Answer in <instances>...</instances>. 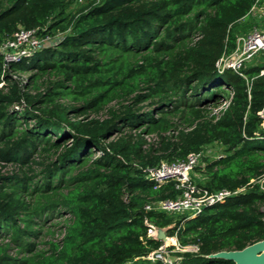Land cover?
<instances>
[{
    "label": "trees",
    "instance_id": "16d2710c",
    "mask_svg": "<svg viewBox=\"0 0 264 264\" xmlns=\"http://www.w3.org/2000/svg\"><path fill=\"white\" fill-rule=\"evenodd\" d=\"M74 1L0 0V43L63 35L0 56V264H166L146 257L164 242L146 220L198 246L175 264H234L205 256L264 239V62L217 61L264 0ZM216 143L192 180L242 191L195 217L146 209L180 193L149 169Z\"/></svg>",
    "mask_w": 264,
    "mask_h": 264
},
{
    "label": "built area",
    "instance_id": "2783aa9c",
    "mask_svg": "<svg viewBox=\"0 0 264 264\" xmlns=\"http://www.w3.org/2000/svg\"><path fill=\"white\" fill-rule=\"evenodd\" d=\"M83 1V0H79ZM63 35H43L38 29L20 28L13 37L0 43V56L4 66L12 62H19L25 57L33 55L35 52L46 47H52L58 44ZM264 52V29L254 27L251 31L241 34L237 37V45L230 54L223 55L218 61L217 66L220 69H232L244 76L242 68L247 62L255 58L259 53ZM264 74V70H262ZM2 83H0V86ZM226 106L215 108L213 114L220 116L225 111ZM204 151L192 152L186 159L177 161H162L158 166L149 169L150 179L157 186L174 181L176 188L180 191L179 196L174 199L157 201L153 204H147L146 209H155L167 213H186L187 217H195L207 206H212L220 201H224L233 196L243 188L237 190L222 189L210 192L208 189L198 186L192 180V173L195 167L201 161ZM223 155H220L221 157ZM6 169V168H5ZM264 188V175L259 179ZM149 225V234L155 237L156 229L152 223L146 220ZM177 244V237H173ZM166 241L156 250L150 252L146 257L150 260H162L169 264V252L171 251ZM175 247V246H174ZM177 247L180 251H198V246H181L178 242Z\"/></svg>",
    "mask_w": 264,
    "mask_h": 264
},
{
    "label": "rangeland",
    "instance_id": "374dc122",
    "mask_svg": "<svg viewBox=\"0 0 264 264\" xmlns=\"http://www.w3.org/2000/svg\"><path fill=\"white\" fill-rule=\"evenodd\" d=\"M86 1V0H83V1H79V0H76L73 2V4L71 5V10L73 9H76L78 8L79 6H81V4ZM246 24L244 26H242L241 29H245V31H248L250 30L251 27H261V26H264V2L259 4L257 7L254 8L251 16H249V18L246 20ZM256 57H258L260 59V61L264 62V52L263 53H259L258 55L255 56V58H253L252 60H250L248 63H252L254 62L256 59ZM17 75H20V73H17ZM224 152V147L221 145V144H214L212 146H208L206 147V149L204 150V155L203 156H208L210 159H215V158H218L220 155H223ZM202 161V159H201ZM201 162H199L200 164ZM11 169V166L8 168H6V170H10ZM192 178H195V180H202V175L199 171L197 170H194L193 173H192ZM194 182V180H193ZM195 183V182H194ZM185 214V213H184ZM60 233H57L56 234V237L59 238L60 236ZM50 237L49 236H45L44 239L48 240ZM174 238L172 236H167V239H166V243L169 245V246H175L173 248H171V251L169 252V260H170V263L169 264H175L177 263V261H179L182 257L180 256L181 254L180 253H183V252H186V251H180L179 248L177 247V244H175ZM191 246H195V245H191ZM194 252V251H192ZM167 264V263H166Z\"/></svg>",
    "mask_w": 264,
    "mask_h": 264
},
{
    "label": "water",
    "instance_id": "95a60500",
    "mask_svg": "<svg viewBox=\"0 0 264 264\" xmlns=\"http://www.w3.org/2000/svg\"><path fill=\"white\" fill-rule=\"evenodd\" d=\"M262 116L264 117V110ZM153 226L156 229L155 237L166 241V228ZM205 257L211 260H229L233 261L234 264H264V239L247 245L243 249L221 250Z\"/></svg>",
    "mask_w": 264,
    "mask_h": 264
},
{
    "label": "crops",
    "instance_id": "0c3cea01",
    "mask_svg": "<svg viewBox=\"0 0 264 264\" xmlns=\"http://www.w3.org/2000/svg\"><path fill=\"white\" fill-rule=\"evenodd\" d=\"M260 28H263L264 29V26H261Z\"/></svg>",
    "mask_w": 264,
    "mask_h": 264
},
{
    "label": "bare ground",
    "instance_id": "6f19581e",
    "mask_svg": "<svg viewBox=\"0 0 264 264\" xmlns=\"http://www.w3.org/2000/svg\"><path fill=\"white\" fill-rule=\"evenodd\" d=\"M173 240H175V239H173Z\"/></svg>",
    "mask_w": 264,
    "mask_h": 264
}]
</instances>
